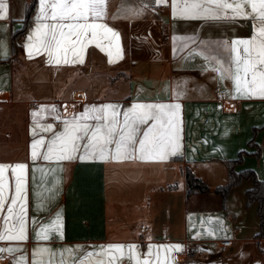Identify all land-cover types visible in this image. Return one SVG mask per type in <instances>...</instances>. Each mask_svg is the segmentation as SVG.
Masks as SVG:
<instances>
[{
  "label": "crops",
  "instance_id": "obj_1",
  "mask_svg": "<svg viewBox=\"0 0 264 264\" xmlns=\"http://www.w3.org/2000/svg\"><path fill=\"white\" fill-rule=\"evenodd\" d=\"M29 2L4 0L6 12L0 18V164L27 165L28 221L26 240H0L5 249L0 263L10 256V264H32L34 250L43 247L58 253L54 258L58 264L65 248L79 249L78 257L99 253L108 245H124L135 247L131 253L127 248L115 253L120 259L114 264H237L235 256L246 247L251 254L243 253L241 264L256 259L263 264L264 239L256 237L258 203H246L252 181L243 179L232 186L225 206L214 192L227 183L228 161L242 150L246 154L234 165L235 171L253 169L264 181V97L239 95L233 80L212 70L215 58L228 61L227 45L252 37L256 22L233 19L230 13L220 19L174 15L173 0L161 4L106 0L107 15L99 22L118 33V39L85 40L82 52L76 46L80 59L71 51L50 58L47 52L30 48L29 36L37 24L51 23L37 19L39 0L13 51L12 33L21 27ZM135 104L179 105L175 155L140 159L137 143L135 150L129 149L131 158L117 160L112 158L113 143L105 150L107 159H99L98 149L91 148L93 155L79 159L85 155V139L78 142L74 159L32 160L35 140H45L43 153L54 133L63 132L66 123L86 110L114 105L122 126L123 113ZM81 123L94 127L97 121ZM48 125L52 130L43 131ZM149 125L140 126L137 141ZM252 138L255 145L249 146ZM257 147L259 158L253 154ZM186 168L212 190L187 195ZM5 175L10 201L15 181L10 170ZM56 213L62 220V238L51 234L49 240L37 239L40 227L51 223ZM5 215L6 211L0 213ZM6 227L11 222L5 225L0 219V232ZM224 239L232 244L221 252L217 245ZM108 258L103 256L105 264ZM44 259L47 262V254Z\"/></svg>",
  "mask_w": 264,
  "mask_h": 264
},
{
  "label": "snow or ice",
  "instance_id": "obj_2",
  "mask_svg": "<svg viewBox=\"0 0 264 264\" xmlns=\"http://www.w3.org/2000/svg\"><path fill=\"white\" fill-rule=\"evenodd\" d=\"M166 0H156L157 4L165 3ZM40 12L39 21H51V23H38L33 36L29 40L33 43L30 48L36 52L41 50L48 53L51 58L54 53L66 56L70 51L77 59H80L76 46L80 51L85 47V40L91 43L100 37L110 40L118 39V33L101 23L106 12V0H39ZM173 14L191 18L220 19L227 17L229 13L233 19L237 17L251 18L254 24V34L249 39L235 40L225 47L229 53L228 61L215 58L213 71L221 74L222 79L233 80L236 85V92L239 95L251 97L259 95L264 97V0H182L177 4L173 0ZM6 12L4 0H0V18ZM99 46V44H97ZM32 55V52H29ZM51 62V59H50ZM61 63L60 59L55 61ZM63 62H68L64 60ZM82 62V60L80 61ZM110 62H112L110 60ZM233 98H238L234 96ZM111 109V115L108 110ZM179 105L165 104H135L132 108L123 113V122L117 119L120 113L115 111L114 105H104L101 108L86 110L78 119L65 124L64 131L55 134L48 141L46 151L40 152L45 147L43 138L35 140L31 144V158L35 161L38 158L44 160H71L76 158L75 153L79 150V141L85 140V155L79 159H85L93 155L88 151L98 149L99 159H107L106 148L115 143L116 155L113 159L131 158L129 149L135 150L139 145L140 159H164L167 155H175L179 147L178 128L176 126V112ZM43 111V109L41 110ZM89 112L97 113L89 116ZM34 116L39 113H33ZM93 119L97 121L95 126L81 121ZM149 121L153 123L149 125ZM141 125H149L142 133V139L137 141ZM39 127V125H37ZM51 131L52 126L48 125L42 129ZM35 135V130H33ZM118 136V139L115 137ZM147 153V155H145ZM11 171L14 181V195L10 201L7 195L8 182L6 173ZM26 170L27 165L17 163L15 165L0 164V213L6 211L7 215L0 216L5 225L11 222V227H6L0 232V240L27 239L26 220ZM8 205L5 209V205ZM35 223L34 221L32 222ZM51 234H58L62 238V220L59 213L55 219L42 225L36 233L39 240H49ZM135 246L108 245L101 247L99 253L85 252L76 257L79 249L65 248L59 252L58 264H105L104 255H108L107 264H114L120 258L115 253L122 252L127 248L131 253ZM5 249L0 248V252ZM9 252L13 251L8 249ZM67 253V257H65ZM44 254L48 255L47 262ZM58 253L54 250L43 247L33 252L32 264H57L55 256ZM39 257V259H37ZM95 257V260L93 258ZM131 262V256L128 257ZM20 264H23L21 261ZM147 264V262H145Z\"/></svg>",
  "mask_w": 264,
  "mask_h": 264
},
{
  "label": "trees",
  "instance_id": "obj_3",
  "mask_svg": "<svg viewBox=\"0 0 264 264\" xmlns=\"http://www.w3.org/2000/svg\"><path fill=\"white\" fill-rule=\"evenodd\" d=\"M37 0H30L27 5L25 17L22 21V25L17 30L12 33V48L15 51V41L17 37L25 30L28 26L31 13L33 12ZM257 128L253 129V134H255ZM249 146H254V139L248 141ZM258 146V145H257ZM246 151L242 150L239 152L238 156L228 161V181L224 185H218L214 188V192L220 194L222 199V205L225 206L226 197L229 189L232 186L239 184L243 179H250L252 181V187L246 190L247 205L256 201L258 203L257 216L259 218V231L256 235L259 239H264V181L258 177L253 169H244L241 171H235L234 165L241 162L243 155ZM256 158L260 157V149L257 147L256 151L253 152ZM184 176L187 184V195H191L195 192H207L209 191V186L203 182L199 177H197L189 168L184 170ZM264 256V249L262 250Z\"/></svg>",
  "mask_w": 264,
  "mask_h": 264
},
{
  "label": "built area",
  "instance_id": "obj_4",
  "mask_svg": "<svg viewBox=\"0 0 264 264\" xmlns=\"http://www.w3.org/2000/svg\"><path fill=\"white\" fill-rule=\"evenodd\" d=\"M153 8H158V6L155 5V6H153ZM223 93H224V91H221V94H223ZM141 228H142L143 230H147V227L144 226V225H141ZM231 244H232V241H231V240H229V239H224V240H221V241L218 243L217 246H218V248H219V250H220L221 252H225V251H227V249L231 246ZM10 261H11V257H10V256H7L6 261H5L4 264H10Z\"/></svg>",
  "mask_w": 264,
  "mask_h": 264
},
{
  "label": "rangeland",
  "instance_id": "obj_5",
  "mask_svg": "<svg viewBox=\"0 0 264 264\" xmlns=\"http://www.w3.org/2000/svg\"><path fill=\"white\" fill-rule=\"evenodd\" d=\"M217 178V177H216ZM225 178V177H224ZM218 180H220V179H218ZM222 180V184H224L225 182H226V178L225 179H221ZM140 221H138V223H139ZM262 246H264V241H263V244L261 245V247ZM243 253H250V251H249V249L246 247L245 248V250H243V252H240V253H238L237 254V256H235V258H236V261H237V264H241V263H243L244 262V254ZM251 254V253H250ZM255 260V259H254ZM257 259L253 262V264H257ZM263 264H264V262H263Z\"/></svg>",
  "mask_w": 264,
  "mask_h": 264
},
{
  "label": "bare ground",
  "instance_id": "obj_6",
  "mask_svg": "<svg viewBox=\"0 0 264 264\" xmlns=\"http://www.w3.org/2000/svg\"><path fill=\"white\" fill-rule=\"evenodd\" d=\"M6 260H4L3 258H1V263L0 264H4Z\"/></svg>",
  "mask_w": 264,
  "mask_h": 264
},
{
  "label": "water",
  "instance_id": "obj_7",
  "mask_svg": "<svg viewBox=\"0 0 264 264\" xmlns=\"http://www.w3.org/2000/svg\"><path fill=\"white\" fill-rule=\"evenodd\" d=\"M210 190H212V189L210 188Z\"/></svg>",
  "mask_w": 264,
  "mask_h": 264
}]
</instances>
